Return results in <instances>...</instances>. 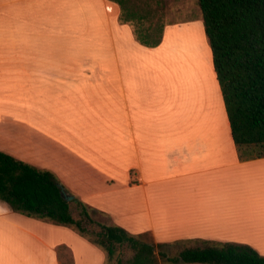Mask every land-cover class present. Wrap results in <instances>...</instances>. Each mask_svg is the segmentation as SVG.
<instances>
[{"label":"crops","instance_id":"1","mask_svg":"<svg viewBox=\"0 0 264 264\" xmlns=\"http://www.w3.org/2000/svg\"><path fill=\"white\" fill-rule=\"evenodd\" d=\"M120 14L113 0H0V90H23L21 113L6 114L22 126L7 133L22 152L0 150L130 233L264 255V152L240 157L208 47L195 54L202 67L186 65V46L167 64L170 31H202L201 20L166 24L148 47ZM105 259L72 228L0 200V264Z\"/></svg>","mask_w":264,"mask_h":264},{"label":"trees","instance_id":"2","mask_svg":"<svg viewBox=\"0 0 264 264\" xmlns=\"http://www.w3.org/2000/svg\"><path fill=\"white\" fill-rule=\"evenodd\" d=\"M113 1L121 8L120 20L130 22L140 44L154 47L161 42L163 26L154 31L135 26V13L125 10V0ZM196 1L234 144L242 158L259 156L255 151L264 146V0ZM0 200L14 211L72 228L103 249L106 258L111 259L119 248L131 251L128 258L117 256L115 264H264V255L233 241L194 239L195 244L171 254L170 248L183 241L153 243L146 239L147 232L133 234L95 219V214L109 215L77 198L67 201L49 170L2 150ZM71 202L77 205V216L72 214Z\"/></svg>","mask_w":264,"mask_h":264},{"label":"rangeland","instance_id":"3","mask_svg":"<svg viewBox=\"0 0 264 264\" xmlns=\"http://www.w3.org/2000/svg\"><path fill=\"white\" fill-rule=\"evenodd\" d=\"M124 7L126 11L132 10L134 11L135 17L133 24L135 26L140 27H149L151 30L159 29L162 26L164 27L166 24H178V23H188L191 21L201 20V13L199 6L196 0H125ZM202 23V21H201ZM133 25V26H134ZM203 31V33H202ZM200 28L186 26L178 29L177 31H170L168 34V43L166 46L169 47V50L165 46V50H167V64L168 66H178L177 61L175 63L174 56L169 51L180 50L179 48L182 46H186V65L187 66H201L202 64L198 62V59L195 58L198 56L197 51H202V47H208L209 51L206 56L209 59V55L211 54L210 47L207 43L206 36L203 29ZM204 41L206 43L204 44ZM205 56V54L203 55ZM164 66L163 62L160 60H155L154 64L158 67L162 68ZM212 65V63H211ZM180 66V64H179ZM23 97V90H0V149L9 150L15 149L22 152V139H18L17 142L14 138L8 137L7 133L9 130L13 133L21 132V124L13 123L12 121L7 120V112H10L11 109L16 113H21L22 105L21 99ZM257 152H264V146L257 149ZM66 190L70 192V189ZM71 211L74 216H77L78 208L74 202L70 203ZM95 219L104 222V223H112L110 217H106L104 215L95 214L93 215ZM148 241L153 243H159L154 240L152 235L147 232ZM195 242H180L176 246H172L170 248V253H174L178 248L185 245H192ZM100 248V247H99ZM163 249H169L166 246L162 247ZM103 250V249H102ZM104 251V250H103ZM62 254L67 256L65 251H62ZM117 256L122 258H128L131 256V251L125 248H119L116 254L111 258H106L104 264H115V259Z\"/></svg>","mask_w":264,"mask_h":264},{"label":"water","instance_id":"4","mask_svg":"<svg viewBox=\"0 0 264 264\" xmlns=\"http://www.w3.org/2000/svg\"><path fill=\"white\" fill-rule=\"evenodd\" d=\"M59 187H60V190H61V193H62L63 197H64L67 201H71V200L74 198L73 195L68 194V193L65 191V189H64V187H63L62 185L59 184Z\"/></svg>","mask_w":264,"mask_h":264}]
</instances>
